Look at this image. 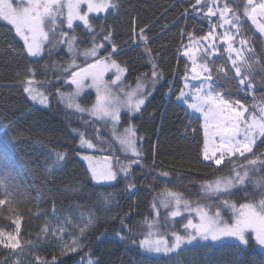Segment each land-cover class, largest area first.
Returning a JSON list of instances; mask_svg holds the SVG:
<instances>
[{
  "label": "trees",
  "instance_id": "trees-1",
  "mask_svg": "<svg viewBox=\"0 0 264 264\" xmlns=\"http://www.w3.org/2000/svg\"><path fill=\"white\" fill-rule=\"evenodd\" d=\"M192 2L194 0H120L118 11L109 9L90 16L93 28L97 30L95 37L82 22H74L75 35L78 41H82L74 46V52L69 53L67 45L61 44L51 49L49 54L46 43L44 54L38 57L26 55L22 50L23 40L14 27L0 18V147L13 157L10 174L0 172V178L5 180V188H0V199L10 201L0 205V239L17 235L19 222L18 239L22 249L16 250L20 252L16 257L19 264H37V257L51 262L53 256L57 264L61 261L63 264H89L90 260L95 264L98 259L103 264H153L133 243L147 234L149 229L145 221L154 225L152 231H158L169 239L173 231L185 234L182 226L186 221L185 217H171V210L158 204V196L178 194L187 202L208 208L210 215L212 210L220 208L221 197L205 193L202 185L205 181L214 182L218 177L230 178L233 175L231 166H225L227 160L220 166H210V162L203 161L202 120L191 114L176 98L183 88L185 74L190 71V63L183 50L195 40L190 41L188 34L202 37L211 27L207 19L192 11ZM226 2L235 8L246 0H217L218 4ZM218 19L214 17L211 22L217 23ZM259 19L264 22L261 17ZM101 26L112 32L117 47L114 59L128 69L124 88L143 85V92L152 89L139 112L123 114L120 130L114 134L110 126L98 117L70 109L64 103L70 97L72 86L65 81L63 69L70 66L73 57L78 65L85 66L83 51L92 47L93 39L99 40ZM64 29L67 30L66 25ZM141 29L147 41L140 35ZM67 31L71 35L72 30ZM239 31L242 38L249 41L255 51V59L260 62L254 65L255 84L259 86L264 83V71H261L264 67V36L244 16L240 17ZM224 45L221 42L220 52L209 58L210 67L225 69L223 74L213 72L214 79L219 81L218 87L243 99L249 108L254 103L259 106L264 100V89L247 96L241 92ZM238 45L235 43L233 46ZM243 56L247 58L249 53L245 52ZM91 59L87 58L88 62ZM153 59L163 72L162 79L155 85L150 75H144L150 73ZM26 66L36 69L31 86H36L48 96L47 106L34 103L23 91L20 76ZM74 100L90 106L95 102V94L87 90ZM130 125L137 130L136 135L143 138L139 146L144 157L131 169V178L118 171L116 181L101 184L92 180L88 165L81 157L84 152L78 134H83L96 145L88 153L109 159L116 171L136 159L131 152L124 150L120 142L127 138L128 134L123 132ZM56 152L66 153V159L57 162ZM260 152H264V147L257 156ZM162 171H167L169 176H160ZM249 175L253 179L259 178L264 171H250ZM53 179L55 184L48 183ZM129 183L135 187L128 189ZM76 185L78 187L73 191L67 190ZM246 186L254 202L261 198L255 185ZM6 189L10 196L4 195ZM98 194H114L115 199L108 206H103L97 199ZM245 202L248 201L242 192H236L230 198V203L237 207ZM220 210L222 219L231 222L233 211ZM93 214L99 218L95 227L86 229V238L76 251L64 252L65 246L78 239L79 228L85 227ZM45 228L49 232L47 236L41 234ZM57 229L61 235L54 238L50 233ZM236 243L235 240L225 241L228 245ZM183 249L179 257L165 256L158 264H240L241 261L255 264L264 257L259 246L243 251L219 245L211 249L193 246ZM5 259H11V253L0 245V261Z\"/></svg>",
  "mask_w": 264,
  "mask_h": 264
},
{
  "label": "snow or ice",
  "instance_id": "snow-or-ice-1",
  "mask_svg": "<svg viewBox=\"0 0 264 264\" xmlns=\"http://www.w3.org/2000/svg\"><path fill=\"white\" fill-rule=\"evenodd\" d=\"M121 7L120 0H102L96 3L93 0H0V18L8 21L15 29L16 34L23 40L22 50L26 55L38 57L44 54L47 43L49 45V54L51 49L57 45L66 44L69 53L74 52V46L82 41H78L74 31V22L80 21L89 30L92 31L93 37L97 35V30L93 28L90 21L91 13L107 12L109 9L119 10ZM192 11L198 13L203 18L207 19L211 24L210 30L202 37H196L193 34H188L189 40L205 41L208 46L204 48L205 56L202 58L203 63L197 65L196 59L192 55L191 49L184 52V55L189 57L192 62L191 72L194 74L192 79H201L202 84L195 88L192 93L194 102L187 103V98L190 95L181 90L176 97L178 100H184L187 107L193 112L200 113L203 117V161L210 162V166H231L232 173L230 178H217L214 182L205 181L202 188L205 193L216 194L220 199V208L231 209L235 213L233 222H228L222 219L220 208L212 210L213 214H209V209L198 205L194 211L199 217V222H193V219L188 218L183 224L184 235L176 231L171 233V243L169 239L160 233L153 232L151 229L154 226L152 223L145 221L148 227L147 234L143 239L133 241L140 249L141 255L146 257L147 261L158 264V261L167 256L171 258L173 255L179 257L184 250L182 246L203 247L211 249L219 245V247L233 246L241 251L245 249L255 248L259 246L264 251V175L259 178H250V171H264V152L257 153L264 147V100L258 106L255 103L249 108L243 99L236 98L230 91H221L218 87L219 81L214 79L213 72L218 74L225 73L224 68H216L209 66V58L219 52L216 41L218 39L215 34L217 26L225 28L231 26L236 31L234 34H229L225 31L221 34L222 42L227 43L226 52L231 61L233 76L238 81L241 92L245 96L264 89V83L259 86L255 84V67L254 65L260 62L255 59V51L250 47L249 41L242 38L243 34L239 31L240 17L244 16L251 20V23L256 26V29L264 34V22H261L257 17L264 20V0H246V3L237 4L235 8L230 3L218 4L217 0H194L190 3ZM242 9V11H241ZM218 17L217 23H212L211 18ZM235 21V23H233ZM72 30L71 35L69 31ZM99 40H92V47L83 51L86 58L85 66L81 67L76 63L73 57L70 66H65V81L75 86V96L81 95L85 87L95 88L97 93L96 103L91 109V115L101 119L110 118L115 125L120 119L118 108L110 109L103 101L104 96L99 95L101 88H106L103 80L104 73L110 67L117 69L115 80L112 83L115 85L120 80V74L128 71L127 67H121L114 59L117 53V47L112 39V32L106 26H101L99 29ZM140 35L145 41L147 37L144 35V30H140ZM235 43L239 44V48L234 47ZM108 45L109 47H106ZM103 51V55L101 54ZM150 52V49L146 48ZM243 52H248L249 56L245 58ZM235 54V58H232ZM92 58L88 62L87 58ZM243 69V71H242ZM264 71V67L261 68ZM36 69L26 66L23 74L20 76L23 91L29 97L36 101L39 96V103L47 106L48 96L42 93H36L32 88L33 77ZM145 76H151V82L155 85L163 77V72L159 69L155 59L151 62L150 73H145ZM227 78V77H225ZM185 81L188 76L185 74ZM85 81H88L85 84ZM187 87V84L185 85ZM142 90L143 85H138ZM59 91V90H57ZM152 89L143 92L140 98L130 111L139 112L145 104V100L151 95ZM171 92V89H169ZM227 96V98H226ZM72 107V105H69ZM78 112L83 113L88 109L75 105ZM189 127L191 125L189 124ZM211 128V133L209 129ZM134 126H129L125 129L128 134L126 139H122L121 145L126 152H131L136 159L129 164L123 165L119 170L114 171L109 164L107 167L98 168L93 164V157L84 155L83 159L88 161L90 178L98 182H111L117 180L118 171L122 172L125 177L131 178V169L139 165L143 157V149L139 146V141L142 137L136 135ZM194 131V130H193ZM80 147L82 149H94L96 145L91 139H86L83 134H78ZM211 143V148L209 147ZM57 162L64 161L67 157L66 153H54ZM256 157L255 159L250 158ZM13 157L3 147H0V172L7 171L10 174ZM237 169H240L237 171ZM219 170H223L220 168ZM51 171V170H49ZM160 176L168 177L167 171L160 172ZM48 183L55 184V180H49ZM247 184H253L259 189L258 195L261 197L257 201H253L248 195ZM78 185L67 189L73 191ZM128 189L135 187L129 183L126 186ZM0 188H5V180L0 178ZM235 189V191H233ZM242 192L248 202L242 203L237 207L235 203H230V198ZM5 196H10L11 193L7 189L4 191ZM175 201L176 209L170 212L171 217H179L182 215L179 210L181 197L178 194L169 193ZM97 199L100 200L103 206H108L114 199V194H98ZM10 201L0 199V205L9 204ZM185 207L188 208V202L184 201ZM165 208L169 207L167 201L164 202ZM156 205L153 204V209ZM157 216L159 212L157 211ZM99 218L94 214L91 215L86 222L85 227L78 230V239L72 244L65 246L64 252L69 250L76 251L82 240L86 238V229L91 230L98 223ZM129 233L131 229L128 230ZM17 235H8L6 240L0 239V245L11 253V259L0 261V264H19L16 257L20 255L17 249H21V244L18 239L19 222L16 225ZM41 234L47 236L48 229H42ZM54 238L60 236V230L57 229L50 233ZM123 239V237H122ZM235 240V245L225 244V241ZM208 242L201 245L200 242ZM29 247H32L29 244ZM22 251V249H21ZM37 264H57L56 258L53 256L51 262L47 260H39L36 258ZM63 264V262H59ZM89 264H93L90 260ZM95 264H103L102 260H96ZM240 264H244L243 261ZM247 264H253L248 261ZM255 264H264V257L256 261Z\"/></svg>",
  "mask_w": 264,
  "mask_h": 264
},
{
  "label": "rangeland",
  "instance_id": "rangeland-1",
  "mask_svg": "<svg viewBox=\"0 0 264 264\" xmlns=\"http://www.w3.org/2000/svg\"><path fill=\"white\" fill-rule=\"evenodd\" d=\"M93 2H96V3H99V2H102V0H93ZM101 13H105V12H99V13H91V15H97V14H101ZM214 18V17H213ZM211 18V19H213ZM218 18V17H217ZM3 19V18H2ZM4 20V19H3ZM6 21V20H5ZM218 21V20H217ZM215 21V22H217ZM8 22V21H7ZM9 23V22H8ZM225 31H228L229 34H234L235 33V29L232 28L231 26H225V28H220L219 26L216 27L215 29V34L217 35L218 39L216 41V44H217V47L219 48V45L221 44L222 40L220 39V36L223 32ZM225 45L224 49L226 51V48H227V43L226 42H223ZM208 44L207 42L205 41H192L190 42L189 44H187V46L184 48L183 50V54L186 50L188 49H191L192 51V55L193 57L196 59V64L199 65L201 63H203V61L200 60V58H202L203 56H205V52L203 51L205 47H207ZM237 48H239L240 46H236ZM221 49H219V52H220ZM218 52V53H219ZM218 53H215L213 54L212 56H215L217 55ZM245 52H243L242 54H244ZM235 56V54H233ZM185 56V55H184ZM211 56V57H212ZM186 59L189 61L190 63V71L189 73L187 74L188 76V79L187 81H185V79H183V88L182 90L185 91L186 93H189L190 95L188 96L187 98V103H192L194 102L193 99H192V93H194V90L196 87L200 86L202 84V80L201 79H192V76L194 75L192 72H191V67L193 66L192 65V62H191V59H189V57L185 56ZM232 58H235L232 56ZM117 64H119L117 62ZM120 65V64H119ZM121 66V65H120ZM122 67V66H121ZM116 74H117V69L116 68H112L110 67L108 71H106L104 73V76H103V80L105 82V85H106V88L102 87L101 88V92L99 95L101 96H104L105 97V100L103 101V103L106 105V106H109L110 109H113V108H118L119 109V112H120V119L118 121V123H116L115 125L112 123L111 119L110 118H104V119H101L99 118L100 120H102L106 125H109L110 126V129H112V134H114L117 130H120V124L121 122L123 121V114H134L135 112L133 111H130V108L132 105H134L140 98H142V95H143V89L141 90L139 87H133V88H129V89H125L124 88V78H125V74L126 73H121L120 74V80L116 82V84L114 85L112 83L113 80H115V77H116ZM88 81H85V84H87ZM187 84V87L185 86ZM72 88L71 90L69 91L70 93V97H67V99H65V96H64V92L62 93L63 96H64V103L69 107V105H72V107H69L70 109H73V110H76L75 108V105L76 104H79L78 102H76L74 100V98L76 97H79V96H75L74 93H75V86L74 85H71ZM34 89V91L36 93H42L43 95H45L39 88H37L36 86H33L32 87ZM87 90H90L92 92H94L95 94V102L90 105V106H84V105H80V107L82 108H85V109H88V111H85L84 113H87L89 115H91V109L93 107V105L96 103V100H97V93H96V90L95 88H91V87H85L83 92L81 93L84 94ZM146 101V100H145ZM185 107L186 109L193 115L199 117L201 120H202V125L204 123L203 121V117L200 113H196V112H193L191 109H189L187 107V103L184 101V100H179ZM34 103L36 104H39V96H38V99L36 101H33ZM77 111V110H76ZM126 128H128L126 126ZM125 128V129H126ZM203 128V127H202ZM125 129H124V132L125 134H127L125 132ZM209 132L211 133V128L209 129ZM209 147L211 148V143L209 145ZM93 149H82V151L84 152V154L81 155L82 159H83V156L84 155H89V156H92L94 159H93V164L98 167V168H104V167H107L109 164L111 165L110 163V160L109 159H106V158H103V157H99V156H96L92 153H88V151H91ZM87 152V153H85ZM84 160V159H83ZM84 162L88 165V161H85ZM98 182V181H97ZM112 182V181H111ZM98 183H103V184H106V183H110V182H98ZM210 193V192H209ZM167 201L168 204H169V207L168 209H170L171 211L175 210L176 209V204H175V201L173 199V197L171 195H169V193H163L161 194L160 196H158V204L161 206V207H164L163 204L164 202ZM184 199L181 198V204L179 205V210L181 211L182 215L179 216V217H185L186 221L185 223L187 222V219L188 218H191L193 219V222H199V217L198 215L196 214V212L194 211L195 207L197 206L196 204L192 203V202H188V205L189 207L186 208L185 207V204H184ZM234 218H235V213L233 212V217H232V221H234ZM153 232H156V233H159L158 231H153ZM164 236V235H163ZM166 237V236H165ZM168 238V237H167ZM169 239V238H168ZM169 242L171 243V236H170V239H169ZM185 246H182V248H184Z\"/></svg>",
  "mask_w": 264,
  "mask_h": 264
},
{
  "label": "water",
  "instance_id": "water-1",
  "mask_svg": "<svg viewBox=\"0 0 264 264\" xmlns=\"http://www.w3.org/2000/svg\"><path fill=\"white\" fill-rule=\"evenodd\" d=\"M257 19L260 20V19H259V16L257 17ZM262 35L264 36V34H262Z\"/></svg>",
  "mask_w": 264,
  "mask_h": 264
}]
</instances>
